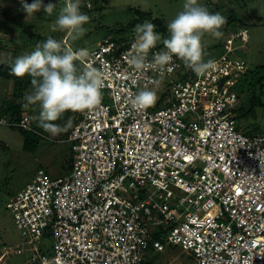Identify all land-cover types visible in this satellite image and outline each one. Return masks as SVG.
Returning <instances> with one entry per match:
<instances>
[{
    "label": "built area",
    "instance_id": "built-area-1",
    "mask_svg": "<svg viewBox=\"0 0 264 264\" xmlns=\"http://www.w3.org/2000/svg\"><path fill=\"white\" fill-rule=\"evenodd\" d=\"M248 39L239 28L210 58L203 46L204 74L175 56L164 70L137 72L131 37L87 50L79 61L102 74L103 100L52 138L71 145L69 173L38 169L7 202L29 264H142L171 246L197 264H264V134L241 132L233 116L247 70L233 40ZM143 87L157 99L138 110L132 97ZM22 115L0 123L36 132Z\"/></svg>",
    "mask_w": 264,
    "mask_h": 264
},
{
    "label": "rangeland",
    "instance_id": "rangeland-1",
    "mask_svg": "<svg viewBox=\"0 0 264 264\" xmlns=\"http://www.w3.org/2000/svg\"><path fill=\"white\" fill-rule=\"evenodd\" d=\"M27 2L31 3L32 0ZM49 2L54 4L51 14L45 13L42 7L34 14L26 15L20 0H0V41H2L0 63L16 47L27 42V48L30 43L21 28L10 23L13 17H18L22 22L34 23L32 29L44 37L54 33L52 35L56 39H62L64 32L52 31L51 26L64 7L65 0H44V4ZM184 2L185 0H80V7L86 6L85 14L90 20L84 25L85 32L82 36L76 40L67 39L68 46L74 50H90L104 38L116 35L115 31L120 26L125 28L126 35L133 33L135 29L129 30L127 25L135 18L134 8L151 11L154 16L167 23L182 10ZM198 3L209 7L211 12H219L225 18L234 15L236 20L232 23V27L248 29L249 39L246 43L233 40L234 45L238 47L235 48L236 54L246 61L249 69H252L248 82L244 81L245 76H242L236 85L238 102L233 116L241 132L247 135H262L264 134V0H198ZM65 38L64 36L63 41ZM215 39L216 37L211 34L202 37V45L211 55L215 51L219 52V48L215 47L217 45L214 43ZM228 39L225 34L218 38L221 43ZM44 41V39L37 40L26 50L19 48V55H23L24 52V54L30 53L37 44ZM32 90V83H24L23 94L31 93ZM13 91V81L0 78V103L4 98L13 99ZM16 101L24 102L23 113L31 115L38 121L40 111L38 104L25 107L26 102L23 97H17ZM52 138L41 136L36 149L31 152L23 148L24 138L17 128L0 123V264H29L30 261V255L26 250L29 245L25 243L21 231L16 227L12 211L7 208L10 197L31 182L38 169L55 178L70 171L69 162L74 156L71 145L53 141ZM36 245L43 253L50 252L48 242L41 240ZM155 261L158 264L169 261L197 264L195 259L182 251L179 246L167 247L165 252L156 255Z\"/></svg>",
    "mask_w": 264,
    "mask_h": 264
},
{
    "label": "clouds",
    "instance_id": "clouds-1",
    "mask_svg": "<svg viewBox=\"0 0 264 264\" xmlns=\"http://www.w3.org/2000/svg\"><path fill=\"white\" fill-rule=\"evenodd\" d=\"M20 3L26 15L34 14L42 7L45 13L51 14L54 8L53 3L44 4V0H32L31 3L20 0ZM89 20L90 17L80 11V0H65L64 7L51 27L52 31L64 32L68 38L76 40L84 34V25ZM225 23V17L219 12H210L198 0H185L182 10L167 22L166 37L155 31V25L150 21L135 26V40L128 53V64L139 73L164 70L175 56L197 74H204L211 65L203 60L202 37L211 34L219 38L222 35L220 29ZM158 43L163 44V50L153 53L149 60L150 50ZM88 55L85 49L74 50L49 36L30 53L12 60L11 71L15 75L28 74L32 77L33 90L25 94L24 106L39 105L38 126L52 137L67 132L71 127V120L63 126L54 123L66 111L93 110L102 103L104 83L100 71L91 65L79 70L75 63ZM171 70L167 68V71ZM156 99L154 90L143 87L132 97V106L146 110Z\"/></svg>",
    "mask_w": 264,
    "mask_h": 264
},
{
    "label": "trees",
    "instance_id": "trees-1",
    "mask_svg": "<svg viewBox=\"0 0 264 264\" xmlns=\"http://www.w3.org/2000/svg\"><path fill=\"white\" fill-rule=\"evenodd\" d=\"M212 2V1H211ZM89 6V5H88ZM209 6V4H208ZM209 10V7H207ZM86 6L85 7H80V11L83 13H86L85 11ZM210 11V10H209ZM133 12L135 14V18L132 19V21H130L128 23V28H130L129 30H134L135 26L139 23H143L144 21H150L151 23H153L155 25V31L159 32L161 34L162 37H166L167 36V23L164 22L165 20L158 18L156 16L153 15V12L149 11H143L140 9H133ZM211 12V11H210ZM226 19V23L222 26V28L220 29V31L222 32V34L226 35V37L229 38V33H233L235 31H237L239 28L236 29V27H232V23H234V21L236 20V17L234 15H229L228 17L225 18ZM10 23H14L15 25L19 26L21 28V31L24 32L26 34V38L28 40H30L28 47H31V44H35L37 40H46L48 37H44L42 34L37 33L34 31V29H32V27H34V23H28V22H22L18 17H13L12 20L10 21ZM235 29V30H234ZM117 34L116 35H111L108 37H111L114 40H123V39H127L128 37L134 38L135 39V31L129 35H126L125 32V28L123 26L118 27V30L115 31ZM54 33H51V37H53L54 39H56L54 37V35H52ZM59 36V35H57ZM66 37L65 40L63 41V37ZM63 37L61 40L58 41H62L66 46H68L67 43V35L66 33L63 34ZM107 38V37H106ZM105 39V38H104ZM216 42H214L215 47L217 46L219 48V51L222 49L223 43H221L218 38L215 39ZM2 41H0V50L2 49ZM27 42H25L22 45H19L18 47H16L12 52H10V54L2 61V63H0V78L4 79V80H12L13 81V85H14V91H13V99H7L4 98L1 103H0V119L1 118H6L7 120L11 121V122H18L21 120L22 118V113H23V109H22V105L24 102H17L16 98L17 97H23L25 96V94L22 93V90L24 89V83H31V76H29L28 74H25L23 76H17L15 75L12 71H11V63L12 60H14L15 57L17 56H21L19 55V48H22L23 50L27 49L26 48V44ZM204 46V45H203ZM209 46V45H207ZM217 52V51H216ZM25 53V52H24ZM23 53V55H24ZM211 54H208L206 57L210 58ZM77 65V68L79 70H82L83 67L80 63V61H76L75 62ZM247 64V63H246ZM252 72V69H249L247 66V70L244 74L245 79L244 81L248 82L249 79V73ZM28 76V77H27ZM243 76V77H244ZM242 81V80H241ZM71 120V125L74 122V117H73V111L69 110L66 111L57 121H55L54 123L60 124V125H66L68 123V121ZM38 122L35 118L32 117V125L34 127V129H36L38 126ZM20 133L23 135L24 141H23V148L25 150L31 151L33 152L36 147L37 144L40 140L41 135L44 136H48V137H52L50 136L48 133H44L42 132L43 130H39L36 129V132L34 131H28V130H24L21 128H17ZM70 131V128H68L67 132H63L61 134H68ZM38 134V135H36ZM73 161V157L72 160H70L69 162V167L71 168V164ZM153 252V251H152ZM158 253L156 254H149L147 256V259L144 260V262L142 264H158L157 261H155V257Z\"/></svg>",
    "mask_w": 264,
    "mask_h": 264
},
{
    "label": "snow or ice",
    "instance_id": "snow-or-ice-1",
    "mask_svg": "<svg viewBox=\"0 0 264 264\" xmlns=\"http://www.w3.org/2000/svg\"><path fill=\"white\" fill-rule=\"evenodd\" d=\"M237 192L239 193V189H237Z\"/></svg>",
    "mask_w": 264,
    "mask_h": 264
}]
</instances>
